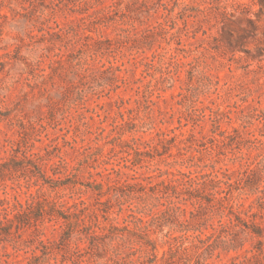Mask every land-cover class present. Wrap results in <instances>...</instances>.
Instances as JSON below:
<instances>
[{"label":"rangeland","instance_id":"rangeland-1","mask_svg":"<svg viewBox=\"0 0 264 264\" xmlns=\"http://www.w3.org/2000/svg\"><path fill=\"white\" fill-rule=\"evenodd\" d=\"M178 173L230 177L236 229L259 230L185 253L264 264V0H0V264H181L161 233L208 213L164 216L152 263L108 238L90 253L84 236L131 229L116 198L142 190L145 212Z\"/></svg>","mask_w":264,"mask_h":264},{"label":"trees","instance_id":"trees-1","mask_svg":"<svg viewBox=\"0 0 264 264\" xmlns=\"http://www.w3.org/2000/svg\"><path fill=\"white\" fill-rule=\"evenodd\" d=\"M28 163L37 170L39 177L45 181V174L41 171V168L38 167L32 160L27 159ZM131 165H135L134 160L129 161ZM178 178H175L169 185L165 188L159 197H154L150 205L144 204L142 211H135L132 202L138 200L145 203V201L150 198L140 190L136 194L133 193H122L116 198L118 204L120 200L123 203H128L127 208L131 212L129 217L131 221L130 224H133V227L130 229L128 224L115 225L111 226L105 234H97L89 228H86L85 238L87 239L86 249L90 253L96 252L100 244L104 239L108 238L110 241L117 240L120 242L118 247L128 248L130 254L140 251L142 248L146 249L147 257L149 258V263L155 261V243L150 240L148 233L152 230V227L156 225L157 227L163 226L164 216L174 217L176 215H181L188 213L191 217H195L198 213H208L207 218L203 222L197 221V223L191 225L189 220H186L183 223H177L174 228H171V231H166L161 233V239L163 245L168 246L167 252H176L179 253L181 250L183 252L178 256V261L181 264H202L199 261V258L202 257V254L192 259L185 252V249L182 246L191 241V246L195 250L205 247V252L211 256L213 250L217 246H220L222 251L229 252L231 250L235 251L242 249L244 243L253 236L258 235V227H253L252 232H244L243 230L236 229L240 224L238 207L242 204L240 203V197H233L232 195V183L230 177L225 175L224 181L214 180L210 178L209 175H193L192 173H178ZM212 183H217V189L210 187ZM37 185V181L33 183ZM221 185L224 188H221ZM42 187V184L39 188ZM239 190V189H236ZM163 200L161 203L163 209L159 211L161 213L158 215L153 213L154 209H157V201ZM122 204V203H121ZM236 207V208H235ZM191 208V210H189ZM151 214V219L145 221L142 217H138V214ZM158 213V214H159ZM41 223H50L54 222V225L59 227L62 224L58 223V217L54 220L53 215L48 211L39 210L38 215ZM163 216V219H162ZM217 218L216 224H211L212 233L209 235H204L201 231L203 223L212 221ZM227 218V219H225ZM37 221V220H36ZM1 223V222H0ZM68 225V224H65ZM72 227L67 226L66 231H71ZM37 232L38 229H35ZM175 232L176 235L172 234ZM154 233V230L152 231ZM68 234V233H67ZM66 234V235H67ZM244 234V236H242ZM65 236L62 239L65 240ZM195 250V251H196ZM203 250V249H202ZM246 252V250H244ZM197 252V251H196ZM142 264V262L140 263Z\"/></svg>","mask_w":264,"mask_h":264}]
</instances>
